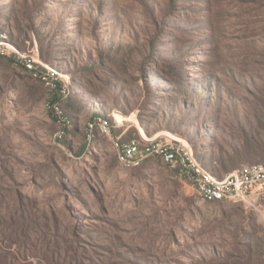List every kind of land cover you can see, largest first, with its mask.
Listing matches in <instances>:
<instances>
[{
  "label": "rangeland",
  "instance_id": "374dc122",
  "mask_svg": "<svg viewBox=\"0 0 264 264\" xmlns=\"http://www.w3.org/2000/svg\"><path fill=\"white\" fill-rule=\"evenodd\" d=\"M0 45V264H264L255 208L113 147L147 131L218 175L264 163L245 153L264 142V0H0ZM27 56L64 81V131Z\"/></svg>",
  "mask_w": 264,
  "mask_h": 264
},
{
  "label": "built area",
  "instance_id": "2783aa9c",
  "mask_svg": "<svg viewBox=\"0 0 264 264\" xmlns=\"http://www.w3.org/2000/svg\"><path fill=\"white\" fill-rule=\"evenodd\" d=\"M3 53V47L0 45V54L3 55ZM16 60L24 62L27 74H42L44 84L48 86L49 91H53L52 94L59 87V101L62 102L63 79L50 75L44 69L43 63L32 56L16 58ZM60 102H56L53 106V115L59 117L57 121L64 127L60 131H64L67 125L63 124L59 115L54 114V107H60L58 105ZM95 125L103 130H109V124L102 123L101 120L95 122ZM91 134L89 131L87 137ZM114 139L119 140L123 149L122 158L130 160L131 164L141 161L147 156L162 154V163L174 164L177 176L185 179L204 203L239 202L252 206L264 216V164L242 166L219 178L196 161L193 151L184 141L176 142L164 136L153 143H146L139 136L127 140H123L121 137Z\"/></svg>",
  "mask_w": 264,
  "mask_h": 264
},
{
  "label": "trees",
  "instance_id": "16d2710c",
  "mask_svg": "<svg viewBox=\"0 0 264 264\" xmlns=\"http://www.w3.org/2000/svg\"><path fill=\"white\" fill-rule=\"evenodd\" d=\"M41 58H43V57H41ZM40 60H41V59H40ZM43 60H44V62H45V59H44V58H43ZM47 65H48V64H47ZM56 90H59V87H57ZM67 90H68V93H70V90H69L68 87H67ZM58 95L60 96L59 93L54 92V93L52 94V96L50 97L49 102H60V101H59L60 99H59ZM65 103H67V102H65ZM49 110H50V109H49ZM51 115L53 116V112L51 113ZM65 116H66V115H65ZM66 117H67V116H66ZM68 119H69V118H68ZM98 119H101V120L106 121L107 124H109V128L111 127V122H112L111 119H109L108 117H105L104 115H100V114H92V116H90V118H89V122L87 123V128H88V124H89V123H94V121H95V120H98ZM69 122H70V119H69ZM140 122L142 123V121H140ZM70 123H71V122H70ZM165 129L168 130L169 132L173 133L174 135H178V136H180V137H183V138H185V139H188V137H187L186 135H184L183 133L179 132V131L176 130L175 128L165 127ZM145 134H146L147 137H150V135H148V132H147V131H145ZM145 134H144V135H145ZM151 136H152V135H151ZM125 138H126V135H125L124 139H123V138H121V139H123V140H127V139H125ZM252 142H253L254 145L252 144L251 149H250L249 145L246 144V149H245L246 151H245V153H251V152H253V150L255 151V150L257 149V150L261 151L262 154H264V142L261 141L259 138H252ZM190 145H191L192 148H193V154H194V157H195L196 161H197L200 165H202L206 170H208V171L211 172L213 175H215L216 177L221 178V177H223L224 175L230 173V171L232 172V171H234V170H237L235 167H233L232 169L226 171V174H224V175H218L217 172H216V169H215V165H217L216 161L213 162V161H207V160H205L204 158H202L200 155L197 154L196 146L194 145V143H191ZM249 149H250V150H249ZM156 159H157V158H156ZM263 159H264V158H263ZM257 164H264V163H257ZM247 165H252V164H247ZM220 166H221V165H220ZM242 166H246V165H242ZM242 166H241V167H242ZM241 167H239V168H241ZM239 168H238V169H239ZM216 203H220V202H216ZM208 204H214V203H208Z\"/></svg>",
  "mask_w": 264,
  "mask_h": 264
},
{
  "label": "bare ground",
  "instance_id": "6f19581e",
  "mask_svg": "<svg viewBox=\"0 0 264 264\" xmlns=\"http://www.w3.org/2000/svg\"><path fill=\"white\" fill-rule=\"evenodd\" d=\"M32 74H33V76L35 78H39L42 81H44V77H43L42 74H40V73H32ZM57 115H59V114L57 113ZM59 116H61L62 119H66V117H64L62 115H59ZM115 118L118 119V120H122V118L119 117L118 115H116ZM157 135L160 136V135H162V133H158ZM140 137H141V139H144V142H146V143L157 142V140L159 139V138H157V139H148V138H146L142 134L140 135ZM113 147H114V152H115L116 160H117L118 164L121 167H123V168H135V167H139L143 162H145L149 158H157V159H160L162 161V154H159V156H147V157H144V158H142L141 161H138V162H135V163H132L131 164L130 160H126V159H123L122 158L123 157V149L121 148V145L119 143V140H113Z\"/></svg>",
  "mask_w": 264,
  "mask_h": 264
}]
</instances>
